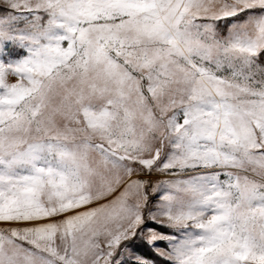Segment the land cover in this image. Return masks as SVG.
<instances>
[{
	"label": "snow or ice",
	"instance_id": "snow-or-ice-1",
	"mask_svg": "<svg viewBox=\"0 0 264 264\" xmlns=\"http://www.w3.org/2000/svg\"><path fill=\"white\" fill-rule=\"evenodd\" d=\"M0 264H264V0H0Z\"/></svg>",
	"mask_w": 264,
	"mask_h": 264
},
{
	"label": "rangeland",
	"instance_id": "rangeland-1",
	"mask_svg": "<svg viewBox=\"0 0 264 264\" xmlns=\"http://www.w3.org/2000/svg\"><path fill=\"white\" fill-rule=\"evenodd\" d=\"M14 79V78H13Z\"/></svg>",
	"mask_w": 264,
	"mask_h": 264
}]
</instances>
